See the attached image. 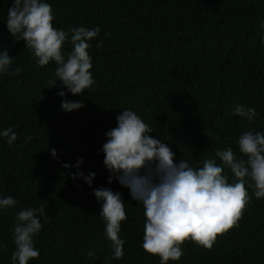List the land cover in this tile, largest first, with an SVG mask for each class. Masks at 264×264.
Segmentation results:
<instances>
[{"label":"trees","instance_id":"trees-1","mask_svg":"<svg viewBox=\"0 0 264 264\" xmlns=\"http://www.w3.org/2000/svg\"><path fill=\"white\" fill-rule=\"evenodd\" d=\"M11 2L0 0V52L7 49L13 67L22 71L0 74V132L12 128L18 136L11 147L0 136V199L11 196L17 204L0 208V264H12L17 214L44 200L43 227L34 237L40 256L29 264H161L142 248L143 206L115 179L108 183L106 133L129 109L177 161L184 158L195 168L204 159L220 164L218 149L232 147L238 154L243 132H264V0H45L56 29L100 28L89 49L96 84L66 97L58 95L67 92L62 82L51 88L56 64L38 66L24 41L9 33ZM71 49L66 43L65 51ZM64 99L83 101L84 107L65 112ZM236 104L254 108V122L234 116ZM26 136L32 140L25 142ZM80 158L79 171L96 174L91 187L72 178ZM64 163L71 167L62 168ZM225 174L233 182L231 172ZM250 184L239 227L218 236L211 250L185 242L182 258L168 264H264V198L256 199ZM99 187L122 193L125 201L122 259H113L105 236L93 194Z\"/></svg>","mask_w":264,"mask_h":264},{"label":"clouds","instance_id":"clouds-1","mask_svg":"<svg viewBox=\"0 0 264 264\" xmlns=\"http://www.w3.org/2000/svg\"><path fill=\"white\" fill-rule=\"evenodd\" d=\"M55 16L52 6L45 0H12L7 10L6 26L15 42L24 41L26 49L32 51L38 66L56 64L52 82H62L58 95L66 97L83 95L96 84L90 71L92 58L91 41L99 36L100 28L79 26L69 31L53 26ZM69 32L71 33L69 39ZM72 49L65 51V44ZM103 40L96 47L100 48ZM21 67H13V56L7 49L0 52V74L17 75ZM49 88V89H51ZM84 107L83 101L64 99L61 108L72 112ZM233 115L254 122L258 115L252 107L236 104ZM117 126L106 133L107 141L102 147L104 165L113 180L129 189L130 196L143 206L145 223L142 248L152 256H158L161 264L179 261L183 256L182 246L192 242L211 250L218 236L239 227L244 211L251 199L246 184L252 182L256 199L264 198V132L248 130L237 141L238 154L232 147L216 150L215 159H204L201 167H193L184 158L176 160V153L159 139L149 135L153 128L144 122L135 111L124 109L116 117ZM11 147L18 139L12 128L0 132ZM32 140L26 136L25 142ZM56 158L57 151L51 149ZM83 158L76 162L78 169L72 178L83 179L91 187L95 173L87 176L79 171ZM70 164H62L69 169ZM231 172L229 182L225 170ZM100 203V216L105 221V236L110 241L113 259L124 256L125 241L120 238L121 222L127 219L122 193L110 188H93ZM16 199L11 196L0 199V208L14 207ZM44 200L38 208H26L16 216L11 229L15 250L12 264H29L38 259L39 250L34 246L43 225L39 216L45 214ZM89 256L95 253L90 251Z\"/></svg>","mask_w":264,"mask_h":264}]
</instances>
